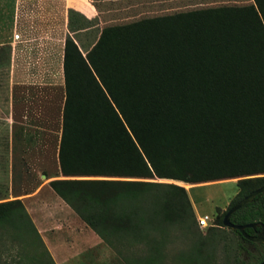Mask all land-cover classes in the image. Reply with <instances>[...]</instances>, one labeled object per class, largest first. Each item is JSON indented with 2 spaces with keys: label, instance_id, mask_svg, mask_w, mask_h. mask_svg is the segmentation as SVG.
Segmentation results:
<instances>
[{
  "label": "trees",
  "instance_id": "1",
  "mask_svg": "<svg viewBox=\"0 0 264 264\" xmlns=\"http://www.w3.org/2000/svg\"><path fill=\"white\" fill-rule=\"evenodd\" d=\"M90 1L93 5L99 0ZM252 2L98 29L85 58L107 91L105 98L97 86L90 87L94 95L101 96L98 110L106 118L100 127L94 126L93 132H83L82 123L75 122L79 106L73 104L67 91L57 154L62 176L77 174L66 171L77 157L76 168L83 164H78L80 160L92 161L96 163L92 174L107 178L155 177L190 185L237 178V186L244 190L264 185V86L249 88L246 83L257 75L253 72L254 60L258 59L228 53L240 48V37L264 36V0ZM70 13L88 22L79 13ZM96 51L103 52L95 56ZM109 54L113 64L124 60L127 64L153 65L157 58H167L163 61L166 69H149L155 74H172L112 94L96 68ZM228 56L241 57L224 59ZM195 59L199 62L194 63ZM226 77L230 85L223 83ZM45 179L49 178L45 175ZM48 185L109 247L132 234L139 221L144 224L151 218L152 224L166 228L175 219L186 232L194 220L184 188L174 184L55 179ZM125 186L147 187L155 194H145L139 204L121 195L119 191ZM154 217L164 221L154 223ZM221 221L217 226L223 228ZM229 221L233 225H253L244 229L249 236L261 228L264 233V193L235 211ZM230 232L252 248L243 249L252 264L264 261L263 244L244 239L238 231ZM0 264H54L19 199L0 202ZM239 264L247 263L240 260Z\"/></svg>",
  "mask_w": 264,
  "mask_h": 264
},
{
  "label": "rangeland",
  "instance_id": "2",
  "mask_svg": "<svg viewBox=\"0 0 264 264\" xmlns=\"http://www.w3.org/2000/svg\"><path fill=\"white\" fill-rule=\"evenodd\" d=\"M31 1L29 9L20 6L16 26L20 41L31 44V56L35 64L32 66L31 82L11 87L12 75L8 72L10 57L7 50H0V195L1 198L6 196L4 190L8 181V165L11 163L14 194L30 193L21 204L53 263L239 264L243 260L252 264L243 250L250 251L252 248L243 244L230 230L217 226V221L222 220L223 213L232 203L260 183L244 190L237 186V178L193 185L155 177L107 178L92 174V165L96 164L92 161L80 160L78 164H83L76 168L77 157L72 161L74 166L66 170L70 173L76 171L77 174L63 177L57 157L61 110L69 96L67 91L71 93L73 104L79 106L75 122L78 125L82 123L83 132H93L94 126L100 127L106 118L98 110L101 96L94 95L96 92L94 89L90 90V87L97 86L105 98L107 91L101 87L85 58V50L93 43L98 29L195 9L251 5L252 0H99L93 4L96 6L97 17L91 19L82 14L91 9L90 0ZM69 11L79 13L88 22H83L75 14H69ZM79 27L86 29L73 32ZM18 35H12V39L15 36L18 38ZM237 42L240 48L231 50L229 54H247L246 57L258 59L254 60L256 68L253 72L257 75L246 82L249 88L264 86V57H257L264 56V36L250 35L246 40L240 37ZM211 51L214 53L217 50ZM101 52L103 51H96L94 55ZM220 52L219 50L218 53ZM38 57H42L39 68ZM235 57L241 56H228L224 59ZM111 59V54L104 63L100 59V66L96 68L102 72L104 85L112 94L122 93L172 74H155L149 69V66L166 69L164 65L167 64L163 61L167 58H157L158 61L156 59L157 62L153 65H137V62L127 64L124 60L113 64ZM196 62L199 61L195 59L194 63ZM39 69L41 72H36ZM223 83L230 85L227 77ZM45 175L49 179H45ZM55 179L178 185L186 192L194 220L186 232H182L176 225L175 219L174 224L166 228L155 226L151 218L146 219L148 223L139 221L134 232L129 234L132 238L124 236L122 242L109 247L99 242L100 239L77 216L78 220L72 222L65 215L64 204L48 185L50 180ZM119 192L124 198H132L139 204L145 194H155L150 188L142 186H125ZM204 215L211 220L207 227L200 228L197 218ZM137 220L143 219L136 218ZM161 221L164 219L153 218L154 223ZM70 233L80 234V237L76 238ZM13 253L12 251L11 254Z\"/></svg>",
  "mask_w": 264,
  "mask_h": 264
},
{
  "label": "crops",
  "instance_id": "3",
  "mask_svg": "<svg viewBox=\"0 0 264 264\" xmlns=\"http://www.w3.org/2000/svg\"><path fill=\"white\" fill-rule=\"evenodd\" d=\"M21 5H23V9H26V7L27 9H29V5H32V1L31 0H0V50L3 51L7 50L8 57H10L8 58L9 60L8 72L11 73L12 75L10 80L11 87L14 85L25 84L26 81L31 82L32 72H33L32 66L35 65L33 63V59L31 56V44L30 43L27 44L26 41H20V36L16 34V26L19 19V17L17 16H19V8ZM90 8L91 9H89L87 13H82V14H84V16L90 19L97 17V11L95 7L90 4ZM24 17H26V14H24ZM12 35L13 36L18 35V38L12 39ZM41 58L40 57L37 58L38 68L41 66ZM36 72H41V70L40 69L36 70ZM11 155L12 154L10 147V158ZM6 185H7L6 190H4L5 192L4 194L6 196L1 198L0 195V202L7 201L10 199H19L21 202H23L25 199H27L28 194H30L28 192L20 195L14 194L13 172H12L11 163H9L8 165V181ZM60 202L64 204L61 200ZM64 206H65V210H64L65 215L69 217V219L72 220V222H74V220L77 219L76 215L65 204ZM71 235L76 238L80 237V234H71ZM99 242H101V240H99Z\"/></svg>",
  "mask_w": 264,
  "mask_h": 264
},
{
  "label": "water",
  "instance_id": "4",
  "mask_svg": "<svg viewBox=\"0 0 264 264\" xmlns=\"http://www.w3.org/2000/svg\"><path fill=\"white\" fill-rule=\"evenodd\" d=\"M264 193V185L254 189L253 191L249 192L246 196H244L242 199H240L239 201H237L234 205H232L223 215L222 217V221L221 224L224 228L231 230V231H238L242 237L250 242L253 243H261L264 245V233H263V229L261 228L259 231L255 232V234L253 236H249L247 234L244 233V229L245 228H252L253 225L251 224H246V225H233L232 223H230L229 218L230 216L237 211L239 208H241L242 206L250 203L255 196H257L258 194ZM259 264H264V261H262Z\"/></svg>",
  "mask_w": 264,
  "mask_h": 264
},
{
  "label": "built area",
  "instance_id": "5",
  "mask_svg": "<svg viewBox=\"0 0 264 264\" xmlns=\"http://www.w3.org/2000/svg\"><path fill=\"white\" fill-rule=\"evenodd\" d=\"M14 38H17V37L15 36ZM210 220L211 219L209 217L205 216V215L201 216V217L197 218L198 226L200 228H205V227L208 226V223H209Z\"/></svg>",
  "mask_w": 264,
  "mask_h": 264
},
{
  "label": "flooded vegetation",
  "instance_id": "6",
  "mask_svg": "<svg viewBox=\"0 0 264 264\" xmlns=\"http://www.w3.org/2000/svg\"><path fill=\"white\" fill-rule=\"evenodd\" d=\"M254 234H255V233H254ZM254 234H253V235H254ZM253 235H252V236H253Z\"/></svg>",
  "mask_w": 264,
  "mask_h": 264
}]
</instances>
